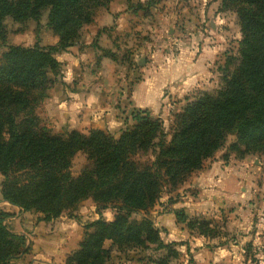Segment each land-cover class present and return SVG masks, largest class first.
<instances>
[{"label":"trees","instance_id":"1","mask_svg":"<svg viewBox=\"0 0 264 264\" xmlns=\"http://www.w3.org/2000/svg\"><path fill=\"white\" fill-rule=\"evenodd\" d=\"M111 0H0V42L7 41V18L17 23L40 21L49 10L48 26L59 38L57 46H14L0 60V176L2 201L26 213L44 215L50 222L91 200L100 219L84 226L79 248L65 264H107L111 252L105 242L123 247L170 250L147 213L160 200L164 187L174 190L235 137L228 150L237 159L264 154V0H222L240 17L246 48L242 63L215 95L203 93L187 100L174 116L170 140L163 124L149 111L133 115L131 130L118 138L100 130L56 135L36 115L45 92L62 76L55 55L72 47L84 25L94 21L99 7ZM245 5V6H244ZM252 38V39H251ZM77 154L86 156L80 173L72 175ZM229 157L225 159L228 161ZM114 210L112 221L102 213ZM179 224L201 236L218 234L210 222L172 212ZM0 218V264L29 253L25 236L11 233ZM71 218V217H70ZM76 220V218H71ZM176 258L177 252H173Z\"/></svg>","mask_w":264,"mask_h":264},{"label":"rangeland","instance_id":"2","mask_svg":"<svg viewBox=\"0 0 264 264\" xmlns=\"http://www.w3.org/2000/svg\"><path fill=\"white\" fill-rule=\"evenodd\" d=\"M48 16L49 10H45L38 22L17 23L7 18L4 22L7 41L0 42L2 53L14 46L33 47L37 41L41 47L57 46L59 38L50 30ZM254 43L264 48L261 43ZM206 47L218 52L208 77L184 93L165 92L162 98H166L165 103L159 107L151 105L153 111L149 113L162 122L168 140L174 116L187 100L194 101L203 93L215 95L225 87V77H231L242 63L246 44L240 17L236 10L223 8L222 0H111L98 8L93 23L83 26L79 40L72 47L55 55L56 59L63 53L74 56L71 52L86 56L80 63L84 74L81 77L77 74L75 79L78 82L81 78L84 86H88L82 90L92 100L91 120L107 130L93 128L90 122L85 123L83 130H72L65 124L68 112L51 114L53 100L58 103L66 98L57 92L64 77V63L60 61L62 76L45 92L46 98L38 105L36 115L41 125L56 135L100 130L118 138L133 128V115L146 111L133 105L134 86L143 79H153L159 65L177 58L181 52L199 53ZM91 48L95 53H89ZM156 80L161 81L162 77ZM69 89L74 88L69 86ZM115 110L119 112L117 118L111 115ZM235 141V137H228L222 149L201 170L174 190L164 187L160 200L147 213L131 216L132 221L151 220L164 244H177L170 247L174 251L129 246L119 250L112 241H107L105 248L111 252L107 264H264V154L237 159L228 150ZM227 157L229 160L225 161ZM85 163L86 156L77 154L72 166L74 177ZM2 180L0 176V195ZM85 204L84 212H93ZM82 209L79 204L75 211L60 218H76L83 226L90 224L93 216L80 217ZM175 210L183 211L191 219L210 222L218 235L206 238L198 231H190L185 224L177 223L172 213ZM1 213L4 212L0 211V218ZM7 214L8 217H3L4 225L13 233V215ZM29 214L35 221H43L44 215ZM24 233L31 250L32 232L25 230ZM173 252H177L176 258Z\"/></svg>","mask_w":264,"mask_h":264},{"label":"crops","instance_id":"3","mask_svg":"<svg viewBox=\"0 0 264 264\" xmlns=\"http://www.w3.org/2000/svg\"><path fill=\"white\" fill-rule=\"evenodd\" d=\"M88 51L89 53H95L93 48ZM71 53H73L74 56L70 53H63L57 58L58 61L64 63L63 85L57 92H61L66 98H63V101L59 100L60 102L58 103H55V100H53L50 112L51 114L68 112L65 118V124L72 130H83L86 122H90V125L94 126L93 128L107 130L100 124L94 123L95 120H91L94 113L90 103L92 100L87 99L89 95L84 94L82 90L86 89L88 86H84L81 78L78 82L75 79L77 74H79V77L84 74L80 63L86 56L80 53ZM1 54L2 50H0V60ZM217 54L218 52L215 48L206 47L199 53L192 52V50H188V54L181 52L177 58L171 59V61L165 63L163 62L155 71L158 76H153V79H143L142 82L134 86L132 91V102L134 107L138 110L143 109L152 112V104L156 105L154 107H159L161 103H165L166 98L162 100L165 92H169L173 95L180 92L184 93L194 83L196 84L208 77L210 68L217 59ZM160 73L165 74L161 76ZM160 77H162V80L157 81L156 79ZM63 86H65V91H62ZM69 86H72L74 89L70 90ZM85 93H87L86 90ZM156 98L158 100H155ZM118 113L119 112L115 110L111 115L117 118ZM76 116H78L79 119ZM202 181L204 182L205 178ZM85 203L89 204L87 205L93 212L88 210L84 212L87 207ZM82 206L84 209L81 210L82 212L79 214L80 217L85 214H90L93 216L91 222L100 219V216L95 211V204L91 200L84 201L81 203V207ZM0 211L13 215L11 219L13 220L11 222L13 225V234L23 236L22 234L25 230L32 232V235H30L31 250L29 254L13 261V264H65L68 255L79 248L84 237V226L79 222L69 218H59L50 222L35 221V218L32 217L31 214L24 213L18 207L3 202L1 195ZM114 215L115 213L113 210H107L102 213L101 217L104 221L110 222L113 220ZM170 215L173 217L172 213ZM82 221L85 222V220Z\"/></svg>","mask_w":264,"mask_h":264}]
</instances>
